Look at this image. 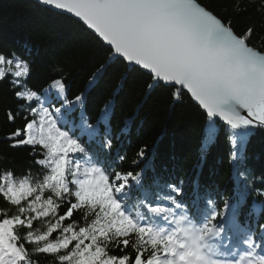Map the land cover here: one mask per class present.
Returning a JSON list of instances; mask_svg holds the SVG:
<instances>
[{
  "label": "snow or ice",
  "instance_id": "1",
  "mask_svg": "<svg viewBox=\"0 0 264 264\" xmlns=\"http://www.w3.org/2000/svg\"><path fill=\"white\" fill-rule=\"evenodd\" d=\"M38 2L80 23L106 49V63L89 83L118 63L143 77L149 93L192 100L206 120V144L223 129L234 163L245 162L251 138L264 136V49L253 44L255 26L240 32L201 0ZM40 70L29 50L0 47V129L15 126L0 143L24 150L30 161L23 169L0 163V264H38L35 257L51 264H192L180 236L188 234L180 227L185 219L200 225L196 232L219 235L225 247L232 233L241 237L246 250L237 259L233 249L226 264H264V224L240 221L248 189L264 185V173L240 171L233 199L207 190L201 197L197 185L187 201L182 181L159 178L153 192L145 170H132L147 148L131 161L113 151L112 103L93 123L86 94H72L65 69L50 68L42 81ZM133 196L143 215L129 206ZM173 209L180 213L175 222ZM157 220L169 226L163 239Z\"/></svg>",
  "mask_w": 264,
  "mask_h": 264
},
{
  "label": "trees",
  "instance_id": "2",
  "mask_svg": "<svg viewBox=\"0 0 264 264\" xmlns=\"http://www.w3.org/2000/svg\"><path fill=\"white\" fill-rule=\"evenodd\" d=\"M201 3L210 6L240 32L255 26L258 38L253 44L264 49V32L260 31L264 28L261 21L264 0H201ZM0 47L29 50L40 65L41 81L50 68H64L72 94H86V111L93 123L111 102L113 151L119 149L127 161H131L140 148L146 147L145 159L132 170L144 169V184L152 189L150 182L159 178L161 183L182 181L185 194L189 196L199 185L202 192L207 190L217 200L233 199L240 171L251 168L257 175L264 173V136L251 138L244 152L245 162L234 163L223 129L214 143L206 144V120L190 99L176 103L166 91L149 93L143 77L126 72L118 63L89 83L97 68L106 63V49L70 17L33 0H0ZM7 102L10 103V99ZM13 127L6 125L0 129V136ZM5 160L19 169L30 163L24 150L0 143V163ZM127 161L124 170L129 167ZM257 189L264 191V185L255 183L248 189L245 208L253 209L244 210L241 215L255 226L264 224V196L258 195ZM86 214V210L81 213ZM35 259L38 264H51L43 257Z\"/></svg>",
  "mask_w": 264,
  "mask_h": 264
},
{
  "label": "water",
  "instance_id": "3",
  "mask_svg": "<svg viewBox=\"0 0 264 264\" xmlns=\"http://www.w3.org/2000/svg\"><path fill=\"white\" fill-rule=\"evenodd\" d=\"M34 2H36V3H38V4H40L39 2H38V0H33ZM41 5V4H40ZM43 6V5H42ZM45 7V6H44ZM47 8V7H46ZM49 9V8H48ZM50 10H52V9H50ZM52 11H55V10H52ZM56 12V11H55ZM58 13V12H57ZM60 14V13H59ZM192 101V100H191ZM193 102V101H192ZM193 104L195 105V106H197L196 104H195V102H193ZM198 107V106H197ZM199 108V107H198Z\"/></svg>",
  "mask_w": 264,
  "mask_h": 264
}]
</instances>
